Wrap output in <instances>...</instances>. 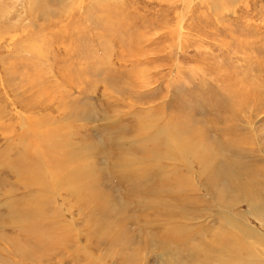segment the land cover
Listing matches in <instances>:
<instances>
[{
  "label": "rangeland",
  "instance_id": "obj_1",
  "mask_svg": "<svg viewBox=\"0 0 264 264\" xmlns=\"http://www.w3.org/2000/svg\"><path fill=\"white\" fill-rule=\"evenodd\" d=\"M263 205L264 0H0V264H264Z\"/></svg>",
  "mask_w": 264,
  "mask_h": 264
},
{
  "label": "bare ground",
  "instance_id": "obj_2",
  "mask_svg": "<svg viewBox=\"0 0 264 264\" xmlns=\"http://www.w3.org/2000/svg\"><path fill=\"white\" fill-rule=\"evenodd\" d=\"M166 124H167V122H166ZM168 125V124H167ZM165 126V125H164ZM151 127H153V126H151ZM167 127H169V125L167 126ZM155 129V128H154ZM170 129V128H169ZM169 129H167V128H165V127H160V128H158L152 135H151V137H150V144L152 145V152L155 154V155H158V150L157 149H159V148H156L155 147V145H153V143L154 144H156L155 142H157L158 140H162L163 142V144H162V146H163V148L165 149V152H163L164 154L163 155H170V154H175L176 152H178V151H180V150H182V145L183 144H181V141H180V139H181V137L177 134V132H175V133H173L174 131H171V130H169ZM168 133H172L173 134V137H172V139L174 140V143H175V147L173 148V147H171V144H170V141H169V138H168ZM204 133V132H203ZM201 134V133H200ZM163 136H164V139H163ZM155 140V142H153V143H151L152 141H154ZM159 143V142H158ZM156 144L157 146L159 145V144ZM186 148H187V146L186 145H184ZM159 147V146H158ZM185 148V149H186ZM48 149V148H47ZM76 149V148H75ZM77 150V149H76ZM160 150V149H159ZM206 150V149H205ZM207 151V150H206ZM160 152H161V150H160ZM75 155V154H74ZM171 155V156H172ZM145 156H148L146 153H145ZM174 156V155H173ZM205 156V155H204ZM208 156V155H207ZM70 158H72V159H74L73 158V155H71V157ZM71 159V160H72ZM70 160V161H71ZM72 169V168H71ZM70 169V171H71V173L73 172L72 170ZM115 169H117L116 170V172L115 173H117L118 171H120V169H122V167H119V166H117L116 165V167H115ZM73 174V173H72ZM55 176V175H54ZM54 178V177H53ZM88 179V178H87ZM58 179H56V178H54L53 179V181L52 182H54L55 184H56V181H57ZM54 185V184H53ZM73 185V184H72ZM247 193V192H246ZM246 199V198H245ZM250 200H252V199H250ZM251 203H254V202H251ZM257 206V205H256ZM264 206V205H263ZM250 207V206H249ZM252 210H253V207H254V204H252ZM264 208V207H263ZM261 211H262V209H261ZM263 213H264V209H263ZM262 212L260 213V214H263ZM258 215V214H257ZM257 222H259L260 223V227L262 226V225H264V218H263V215H258L257 217ZM232 228V227H231ZM259 231H261V230H259V228L257 229V230H254V232L252 233L253 235H255V237H262V236H264L263 234H260L259 233ZM264 232V231H263ZM182 236V235H181ZM183 237V236H182ZM178 241H179V239H177ZM184 240V239H183ZM181 241V240H180ZM178 245V244H177ZM182 246V245H181ZM179 247V246H178ZM192 247V246H191ZM192 250V249H191ZM193 250H196V249H193ZM225 252H226V254L227 255H229V258L230 259H233V252L230 250V249H228V248H226V249H223ZM223 252V251H222ZM221 253V248L219 247V251H218V255ZM220 259V258H219ZM234 259H236V257L234 258ZM221 260H223V259H220V263H221ZM219 263V262H218Z\"/></svg>",
  "mask_w": 264,
  "mask_h": 264
}]
</instances>
